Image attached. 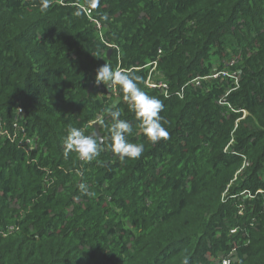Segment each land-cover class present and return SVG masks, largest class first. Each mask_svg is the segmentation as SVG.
I'll list each match as a JSON object with an SVG mask.
<instances>
[{
	"label": "trees",
	"instance_id": "obj_1",
	"mask_svg": "<svg viewBox=\"0 0 264 264\" xmlns=\"http://www.w3.org/2000/svg\"><path fill=\"white\" fill-rule=\"evenodd\" d=\"M105 62L163 102L167 140L94 83ZM153 63L167 95L145 84ZM114 104L139 159L107 147ZM15 121L34 145L0 135V264H264V0H0V123ZM93 121L99 156H65Z\"/></svg>",
	"mask_w": 264,
	"mask_h": 264
},
{
	"label": "clouds",
	"instance_id": "obj_2",
	"mask_svg": "<svg viewBox=\"0 0 264 264\" xmlns=\"http://www.w3.org/2000/svg\"><path fill=\"white\" fill-rule=\"evenodd\" d=\"M139 77L131 71L114 70L113 67L104 63L96 69L94 83L106 86H118L124 93V100L127 102L129 110L135 114L139 121L137 134H142L147 140L155 144L161 139H168V131L162 123L163 117L160 113L164 109L163 102L155 96L147 94L138 86ZM108 109L107 113L113 123L106 138L107 147L119 157V159H139L144 152V145L132 143L128 137L133 134L131 122L121 119L119 110ZM99 123V122H98ZM105 143L103 135H85L84 132L76 127H70L64 137V154L75 153L77 158L83 162H90L98 157L102 151L101 145ZM84 190L85 186H80ZM184 264H187L185 260Z\"/></svg>",
	"mask_w": 264,
	"mask_h": 264
},
{
	"label": "built area",
	"instance_id": "obj_3",
	"mask_svg": "<svg viewBox=\"0 0 264 264\" xmlns=\"http://www.w3.org/2000/svg\"><path fill=\"white\" fill-rule=\"evenodd\" d=\"M59 3L63 4L64 0H57ZM81 8L83 9L84 13L86 15L90 14V10L84 6H81ZM91 19V18H90ZM93 21L96 22V25L98 27H100L99 22H97V20L91 19ZM155 67L156 64L153 63L152 67L149 69L147 77L145 79V84L150 87V88H158L164 95H167V90H168V85L167 82L161 79H155L153 78L155 73ZM234 76V74H231L228 70H213L210 74L204 76L203 78L205 79H210V78H216L218 76ZM197 78L193 79L197 80ZM103 86V85H102ZM101 84L99 85V88H102ZM114 90V89H113ZM229 90H227L225 93H228ZM177 95L179 97H182L183 95V91L180 90L179 92H176ZM219 103L221 104H227L229 105L224 99L222 101V99L219 100ZM16 113L18 114H22L23 113V109L21 107H18L16 110ZM94 123H96L95 121L92 122V125H94ZM11 130L13 131V133H11ZM11 130H9V128L7 127H3L0 123V135L3 137H6L11 143H17L20 147L24 148L25 150H29L30 148L33 147L34 145V139L30 136H28V134L26 133V127H24L22 124H19L17 121L13 122L12 124V128ZM244 193V191L242 192ZM231 232H236V228L231 229ZM231 262V257L230 256H226L223 257L221 259H219L216 264H230Z\"/></svg>",
	"mask_w": 264,
	"mask_h": 264
},
{
	"label": "water",
	"instance_id": "obj_4",
	"mask_svg": "<svg viewBox=\"0 0 264 264\" xmlns=\"http://www.w3.org/2000/svg\"><path fill=\"white\" fill-rule=\"evenodd\" d=\"M107 53H110V49L108 50ZM92 87H93V84L91 83L90 86H89V88H88V91H90L92 89ZM93 127H94V130H93L92 134H96L98 136L101 135L100 132H99L98 124L97 123H94Z\"/></svg>",
	"mask_w": 264,
	"mask_h": 264
}]
</instances>
